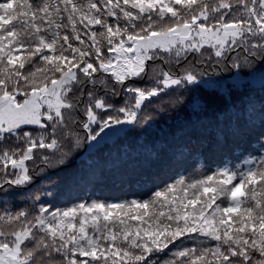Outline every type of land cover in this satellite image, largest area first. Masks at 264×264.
<instances>
[{
  "label": "snow or ice",
  "instance_id": "6c2138e0",
  "mask_svg": "<svg viewBox=\"0 0 264 264\" xmlns=\"http://www.w3.org/2000/svg\"><path fill=\"white\" fill-rule=\"evenodd\" d=\"M0 264H264V0H0Z\"/></svg>",
  "mask_w": 264,
  "mask_h": 264
},
{
  "label": "trees",
  "instance_id": "16d2710c",
  "mask_svg": "<svg viewBox=\"0 0 264 264\" xmlns=\"http://www.w3.org/2000/svg\"><path fill=\"white\" fill-rule=\"evenodd\" d=\"M96 191H98V192L102 191L104 194H111V195H115L116 194V192L114 190H112L110 188H105V187H102V186L98 187L96 189Z\"/></svg>",
  "mask_w": 264,
  "mask_h": 264
}]
</instances>
